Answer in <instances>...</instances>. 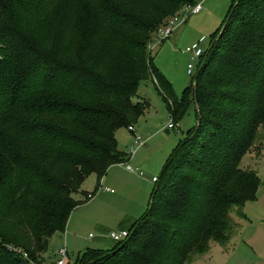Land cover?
<instances>
[{"label": "trees", "instance_id": "obj_1", "mask_svg": "<svg viewBox=\"0 0 264 264\" xmlns=\"http://www.w3.org/2000/svg\"><path fill=\"white\" fill-rule=\"evenodd\" d=\"M197 1L0 0V264L44 262L91 199L84 182L128 163L117 132L145 114L148 80L174 117L194 103L198 124L130 235L87 249L79 264H190L212 243L228 245L230 211L256 201L261 186L241 164L264 124V0H234L195 92L189 84L177 99L154 64L152 34Z\"/></svg>", "mask_w": 264, "mask_h": 264}, {"label": "rangeland", "instance_id": "obj_2", "mask_svg": "<svg viewBox=\"0 0 264 264\" xmlns=\"http://www.w3.org/2000/svg\"><path fill=\"white\" fill-rule=\"evenodd\" d=\"M197 2L195 5L202 3V11L193 13L192 8L183 10L179 15L178 22H176V30L170 38L163 41L157 40V33L160 28L152 34L154 42L151 44L150 50L152 51L154 64L172 82L177 99L182 98L185 88L189 84H195V80L187 72L190 55L185 52V49L191 47L200 39L203 40L201 45L205 49L209 48L213 34L221 27L235 3L234 0H198ZM169 19L168 17L165 21ZM147 83L148 89H145L146 86L142 85L140 94L144 98H147L145 90L151 94L152 105L149 107L150 109L147 111V108L145 116L134 123V133L129 127L122 126L117 132V138L119 145L129 151H131V148H136L132 144L135 141V134L141 135L145 140L150 138L146 146L135 152L138 156H142L141 161L145 160L149 164L148 169L140 166L138 172L142 170L146 174H153L154 172L149 171V169H152L160 177L167 160L175 149L194 132L198 124V116L194 103L188 102L183 112L174 117L172 102L165 98L156 83L152 80H148ZM137 100L139 99L134 101ZM169 123L175 124V128L171 130L170 134L165 132V128H168ZM256 132L258 136L251 149L243 157L241 168L242 170L255 172L259 176L261 186L257 192V200L247 202L244 207L234 206L233 210L230 211L233 225H231L229 231L230 239L227 242L229 246L227 250L222 251L221 244L214 242L211 244L208 254L204 255L205 257H201V255L194 256L190 264H264L263 123L258 126ZM150 158L152 162H150ZM98 185L97 177L92 175L84 182L83 190L85 193L93 194L99 187ZM83 194L84 192L77 193L76 197L81 199L84 196ZM96 195L98 196V193ZM92 209L94 208H91L90 212ZM74 215L75 217L72 219ZM93 221L87 217V206L80 205L74 209L65 232L52 238L49 250L42 253L41 258L51 260L54 252L58 251L67 241H70L73 245V247L68 245L70 254L84 252L89 247L90 249H97L95 248L99 247L96 242L97 237L88 241L90 232L92 236L99 235V232L93 228ZM102 247H105V245ZM70 256L71 264H79L78 256ZM48 262L45 259L44 262H37V264H48ZM27 264L35 263L28 261Z\"/></svg>", "mask_w": 264, "mask_h": 264}, {"label": "crops", "instance_id": "obj_3", "mask_svg": "<svg viewBox=\"0 0 264 264\" xmlns=\"http://www.w3.org/2000/svg\"><path fill=\"white\" fill-rule=\"evenodd\" d=\"M145 89H148V83L145 85ZM145 98L149 102V107L152 105V97L149 92L145 90ZM193 105V104H191ZM148 107L147 111L150 109ZM196 110V108H195ZM145 116V114L143 115ZM142 117V116H141ZM140 117V118H141ZM134 125V124H133ZM164 128V127H163ZM172 129L165 128V132L170 134ZM134 133V132H133ZM150 138L146 140L145 145L148 144ZM135 141L132 143L134 145ZM120 146V145H119ZM140 148H137V151ZM120 148L126 153L130 154V151L127 148ZM133 148H131L132 150ZM149 149V148H148ZM147 149V151H148ZM136 151V152H137ZM142 156H138L137 153L130 156L128 163H118L109 167L106 174L98 179L99 187L94 193H98V196L95 194L92 199H90L85 206H87V217L89 220L93 221V228L99 232V235L92 236V233H89V240L97 239V244L99 247L97 249H109L115 246L116 241H114L110 233L113 230L122 231L129 230L135 224V222L147 211L150 205V199L155 187V184L152 182L153 177H158L155 170L149 169L153 174H146L143 172L141 175L138 170L142 166L148 169L149 164L145 160L141 161ZM152 162V159H149ZM131 167V169L128 167ZM134 168H136L134 170ZM136 171V172H135ZM92 176V175H91ZM92 211L90 212V209ZM75 215L72 217V219ZM68 243V244H67ZM67 248H70L68 245H71L70 241H67ZM105 245V247H102ZM222 251L227 250L229 247L220 246ZM90 248V247H89ZM88 248V249H89ZM86 251V250H85ZM69 252V264H71V256H78L82 253L79 252L75 254L74 252L70 254ZM56 252H54L52 261L45 258L48 263H52L56 258ZM202 254L201 257H205ZM51 261V262H50Z\"/></svg>", "mask_w": 264, "mask_h": 264}, {"label": "built area", "instance_id": "obj_4", "mask_svg": "<svg viewBox=\"0 0 264 264\" xmlns=\"http://www.w3.org/2000/svg\"><path fill=\"white\" fill-rule=\"evenodd\" d=\"M189 9L192 8V12L193 13H200L203 9V5L202 3H199L195 6H191L188 7ZM180 15V14H179ZM179 15L173 17L170 19V22H168L165 26H162L159 30H158V37L157 40H165L171 37V35L174 33V31L176 30V22H178L179 20ZM203 42L202 39H200L198 42H196L195 44H193L191 47H187L185 49V52L188 53L190 55V62L187 65V72L188 74H190L192 76V78L195 76L197 69H198V65L201 62V59L203 57V55L205 54L206 49L201 45V43ZM174 119V118H172ZM168 128L174 129L175 128V124L173 123H169ZM129 129L132 132H135V128L133 125L129 126ZM146 140L143 139V137L141 135H137L135 134V143L134 146H136V148H133L130 151V155L132 156L137 148L142 147L143 145H145ZM127 164V163H126ZM128 167L131 169V167L128 165ZM141 175H143V172L140 171L139 172ZM158 180V177H153L152 178V182L155 184ZM89 198H93L94 195L93 194H89L88 195ZM130 235V231L129 230H122V231H116L113 230L110 233L111 238L116 241L119 242L121 240H123L124 238L128 237ZM25 257H28L25 254ZM32 261V260H30ZM34 262V261H33ZM35 264H37L36 262H34ZM48 264H69V252H68V248H67V244L65 243L63 246H61L59 248V250L56 253V258L52 263H48Z\"/></svg>", "mask_w": 264, "mask_h": 264}, {"label": "water", "instance_id": "obj_5", "mask_svg": "<svg viewBox=\"0 0 264 264\" xmlns=\"http://www.w3.org/2000/svg\"><path fill=\"white\" fill-rule=\"evenodd\" d=\"M193 90H194V92H195V90H196V84H194V86H193Z\"/></svg>", "mask_w": 264, "mask_h": 264}]
</instances>
